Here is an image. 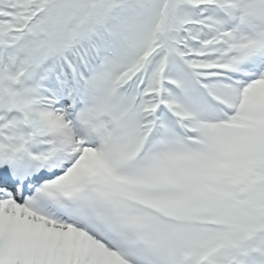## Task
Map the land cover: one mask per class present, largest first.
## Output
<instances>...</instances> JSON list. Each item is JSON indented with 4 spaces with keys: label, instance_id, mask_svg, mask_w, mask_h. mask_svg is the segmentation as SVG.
Wrapping results in <instances>:
<instances>
[{
    "label": "snow or ice",
    "instance_id": "6c2138e0",
    "mask_svg": "<svg viewBox=\"0 0 264 264\" xmlns=\"http://www.w3.org/2000/svg\"><path fill=\"white\" fill-rule=\"evenodd\" d=\"M0 264H264V0H0Z\"/></svg>",
    "mask_w": 264,
    "mask_h": 264
}]
</instances>
